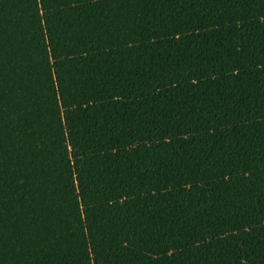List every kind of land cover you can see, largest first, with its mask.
Wrapping results in <instances>:
<instances>
[{
    "label": "trees",
    "instance_id": "obj_1",
    "mask_svg": "<svg viewBox=\"0 0 264 264\" xmlns=\"http://www.w3.org/2000/svg\"><path fill=\"white\" fill-rule=\"evenodd\" d=\"M0 264H264V0H0Z\"/></svg>",
    "mask_w": 264,
    "mask_h": 264
}]
</instances>
